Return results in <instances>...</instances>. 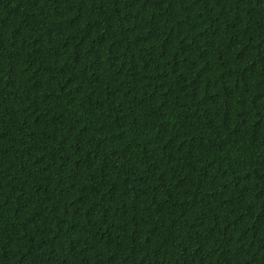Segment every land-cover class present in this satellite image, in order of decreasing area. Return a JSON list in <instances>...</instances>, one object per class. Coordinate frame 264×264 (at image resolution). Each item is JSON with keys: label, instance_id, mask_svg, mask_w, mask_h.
Returning <instances> with one entry per match:
<instances>
[{"label": "trees", "instance_id": "1", "mask_svg": "<svg viewBox=\"0 0 264 264\" xmlns=\"http://www.w3.org/2000/svg\"><path fill=\"white\" fill-rule=\"evenodd\" d=\"M0 264H264V0H0Z\"/></svg>", "mask_w": 264, "mask_h": 264}]
</instances>
